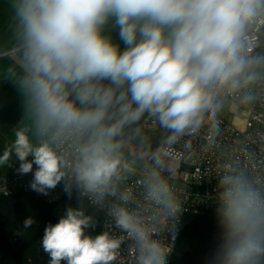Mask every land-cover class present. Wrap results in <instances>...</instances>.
I'll return each mask as SVG.
<instances>
[{"label": "clouds", "instance_id": "clouds-1", "mask_svg": "<svg viewBox=\"0 0 264 264\" xmlns=\"http://www.w3.org/2000/svg\"><path fill=\"white\" fill-rule=\"evenodd\" d=\"M0 44V79L24 98V116L0 155H13L32 190L62 185L79 207L49 223L41 241L49 264H116L125 240L133 264H169L182 206L172 174L174 145L209 125L223 98L251 101L264 91V0H11ZM114 21L120 50L105 26ZM164 130L153 149L139 127ZM143 202L123 188L137 158ZM32 157V159H29ZM33 165L36 166L33 172ZM214 201L219 242L206 264H264V182L221 166ZM84 199L106 207L122 235L96 228ZM112 201L111 203H107ZM34 223L31 217L24 227Z\"/></svg>", "mask_w": 264, "mask_h": 264}, {"label": "built area", "instance_id": "built-area-1", "mask_svg": "<svg viewBox=\"0 0 264 264\" xmlns=\"http://www.w3.org/2000/svg\"><path fill=\"white\" fill-rule=\"evenodd\" d=\"M224 100H231L241 108L248 109L242 127L234 123L233 116L224 119L219 110L210 125L206 123L198 132L184 136L174 145L172 174L165 172V175L181 203L182 212L176 221V231L168 236L173 246L169 264H172L185 216L216 214L214 201L217 198V181L222 165L231 163L244 170L250 178L264 182V91L258 92L251 101H243L237 96H227L223 98ZM143 129L154 132L164 131L149 118L145 119ZM148 163H150L149 157L144 165ZM35 168L36 166L33 165V172ZM142 175L143 173L129 176L122 185L134 196L135 203L143 202ZM32 179V172L25 175L17 172L0 177V198L30 193L52 204L67 196L62 190V185L49 190L46 195L38 193L30 187ZM73 195L77 196L75 192ZM84 200L91 204L87 199ZM91 205L105 216L101 231L107 230L122 235L114 227L106 207ZM133 261L134 250L131 241L126 239L116 264H133Z\"/></svg>", "mask_w": 264, "mask_h": 264}, {"label": "trees", "instance_id": "trees-1", "mask_svg": "<svg viewBox=\"0 0 264 264\" xmlns=\"http://www.w3.org/2000/svg\"><path fill=\"white\" fill-rule=\"evenodd\" d=\"M77 196H68L49 204L30 193H19L0 198V264H49V257L41 246L45 227L55 224L67 207H79ZM86 214L94 215L97 224L89 234H99L104 214L83 200ZM31 217L34 223L25 228ZM216 214L185 216L176 244L172 264H206L207 257L219 242ZM64 264V262H62Z\"/></svg>", "mask_w": 264, "mask_h": 264}, {"label": "crops", "instance_id": "crops-1", "mask_svg": "<svg viewBox=\"0 0 264 264\" xmlns=\"http://www.w3.org/2000/svg\"><path fill=\"white\" fill-rule=\"evenodd\" d=\"M10 3L11 0H0V44H3L4 40L8 36L9 20L13 14ZM104 34L110 36L113 43L119 45L121 51L124 50L125 45L119 40L118 29L115 27L114 21H109L108 25L105 26ZM8 63V61H0V65H6ZM24 111V98L18 92V89L13 85V83L0 79V155L3 154L5 146L11 142L14 130L19 126L23 119ZM145 119L141 121L139 127L142 134L147 137L148 141L149 139L153 141V144H155L153 149H155L167 133L165 131H161L156 135L149 134L143 129ZM125 155L129 159L139 158L134 166V172L130 176L142 174L144 162L149 157V154L141 151L137 142L132 141L125 149ZM29 159H32V157H29ZM9 163L11 166H0V177L18 172L17 169L19 168V161L16 160L14 155Z\"/></svg>", "mask_w": 264, "mask_h": 264}, {"label": "rangeland", "instance_id": "rangeland-1", "mask_svg": "<svg viewBox=\"0 0 264 264\" xmlns=\"http://www.w3.org/2000/svg\"><path fill=\"white\" fill-rule=\"evenodd\" d=\"M220 114L224 119H229L230 116L234 117V123L241 127L247 118L248 110L241 108L238 104L231 100H224L222 102V107L220 109ZM147 131V130H146ZM145 131V132H146ZM149 134L156 135L157 133H160L161 131H147ZM149 142L152 146V148L155 147V144H153V141L149 139Z\"/></svg>", "mask_w": 264, "mask_h": 264}]
</instances>
